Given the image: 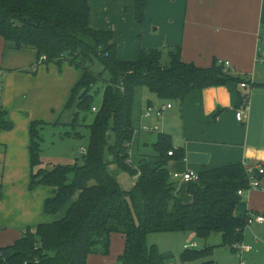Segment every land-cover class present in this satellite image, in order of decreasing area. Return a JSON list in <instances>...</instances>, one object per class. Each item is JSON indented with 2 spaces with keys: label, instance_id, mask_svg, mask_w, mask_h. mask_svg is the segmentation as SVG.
Listing matches in <instances>:
<instances>
[{
  "label": "trees",
  "instance_id": "16d2710c",
  "mask_svg": "<svg viewBox=\"0 0 264 264\" xmlns=\"http://www.w3.org/2000/svg\"><path fill=\"white\" fill-rule=\"evenodd\" d=\"M143 10L144 2L137 1L134 13L138 23ZM0 39L16 50L35 51L37 66L66 61L81 71L65 108L76 103L69 126H85L89 132L80 165H56L46 170L40 157L43 123L31 121L29 187L53 189V196L43 203V213L54 216L75 195L76 199L61 219L39 223L34 232L28 228L12 244L0 247V264H86L90 255L109 253L113 233L124 241L120 264H171V254H161L156 245H147L149 234L190 232L207 239L218 233L221 245L231 250L243 243L246 217L234 216L240 202L237 193L248 187L242 163L198 172V181L186 184L191 200L183 203L178 182L167 168L170 161L184 159L183 150L173 147L169 135H157L151 145L154 154L140 159L136 169L127 161V150L137 128L133 111L140 89L158 100L182 104L194 92L240 85L247 83L246 78L234 76L218 60L206 68L184 63L180 46L168 48L166 62L159 49L143 47L134 61L120 60L113 33L90 27L88 0H0ZM94 61L108 73L107 81L89 70ZM98 82L104 83L101 101L92 112L93 89ZM247 102L246 95L239 96L235 108ZM87 113L94 114L92 124H80L81 116L85 119ZM10 128L0 114V129ZM106 152L112 156L110 161L105 159ZM115 172L135 177L133 188L123 190ZM211 250H184L180 261L193 264L209 257Z\"/></svg>",
  "mask_w": 264,
  "mask_h": 264
},
{
  "label": "crops",
  "instance_id": "0c3cea01",
  "mask_svg": "<svg viewBox=\"0 0 264 264\" xmlns=\"http://www.w3.org/2000/svg\"><path fill=\"white\" fill-rule=\"evenodd\" d=\"M137 1L144 2L142 20L141 23H137L142 31L150 28L155 33L154 38H151L153 40H149L145 48L160 49L162 47L163 49L168 46V48L180 46V58L184 63L206 68L214 60L227 61L230 64L227 70L231 74L247 79L245 88L239 84H230L194 92L183 100L175 112L173 110L177 104H173V101H161L154 95L144 94L146 96L139 105V125H157L158 131L154 132L156 135L166 133L171 135L169 122L179 123L181 126L180 135L172 140L176 143L175 149L183 150L184 159L174 163V170L170 173H183L190 169L201 172L243 162L251 167H264V74L258 62L259 55L264 51V0H126L128 7L132 8L134 19V5ZM111 32L114 43V32ZM0 41L2 49L13 50L11 43H5L1 39ZM117 51L119 59L123 61H134L138 55V51H134L121 57L118 47ZM17 53L32 60L35 52L23 49ZM8 66L0 67V77L8 79L17 76L14 71L4 74L8 71L5 68H11ZM72 85L64 87L66 92L52 106L60 107V103H63L69 95ZM32 91L33 89L29 92ZM28 93L22 90L21 94L14 99V101L17 100L14 106L4 104L3 108L9 110L21 106L19 99ZM244 95L248 98V119L245 123H240L235 118L236 110H238L235 106L238 103V97ZM23 101L28 107L26 99ZM167 102L171 103V109L166 110L162 118H143L146 107L159 106ZM45 112L47 109L41 114L33 111L32 113L36 115L33 119L40 118L41 115L44 118L49 117L48 115L45 117ZM169 112H172L169 117L164 118ZM0 114L5 115L7 112H0ZM8 116L18 127L10 132L0 133V146H3L4 156L10 153L17 155L23 171L22 179H24L28 164L30 165L27 152L29 145L27 126L31 119L13 111L8 112ZM49 119H54V116L51 114ZM155 141L156 139L151 140L150 144L152 145ZM140 143L142 147H147L146 138H142ZM3 184L0 207L8 204L10 196H13L11 204L16 202L21 205L19 209L21 216L13 222H8L11 223V228H17V230L10 228V232L18 234L17 239L28 228L34 232L35 224L38 225L40 221L42 204L47 198L53 196V189L38 186L34 194L38 199L36 201L35 198L30 199L26 195H16L14 190L5 195V179ZM48 195L49 197H46ZM190 200L189 197V201L184 203H189ZM250 215L264 217V192L250 191L240 197L234 216L247 218ZM250 228L260 231L264 228V222L253 223ZM2 237L0 234V244L10 242L8 238L2 240ZM121 238L123 240L122 236ZM252 242L251 251L257 252L254 246L257 245V240L253 239Z\"/></svg>",
  "mask_w": 264,
  "mask_h": 264
},
{
  "label": "rangeland",
  "instance_id": "374dc122",
  "mask_svg": "<svg viewBox=\"0 0 264 264\" xmlns=\"http://www.w3.org/2000/svg\"><path fill=\"white\" fill-rule=\"evenodd\" d=\"M90 7V25L95 30L100 31H113L114 32V43L119 49V56L123 57L134 51H138L140 47H147L148 41L153 40V29L145 28L141 29L137 21L133 17L132 8L128 7L126 0H88ZM107 23V24H106ZM144 40V41H143ZM1 42V41H0ZM169 47V46H168ZM168 47L159 49L162 51V61H167V51ZM15 50V51H13ZM11 51H7V48L2 49V43L0 44V67L4 68L5 65H9L5 68L8 71L4 72L11 73L16 72L17 76H12L10 78L0 77V112H7L4 115V121L11 125L10 129H0L2 132H10L13 128L18 127L14 124L11 117L8 116V112L13 111L21 116L30 117L31 121H39L43 124L40 125V157L42 161V167L46 170H50L53 166H74L75 164L80 165L82 163L83 150L86 149L88 143L89 132L85 126L72 128L69 126L73 115L77 111L76 103L70 108H65V104L70 95L71 89L74 87L76 82L80 77L81 71L74 66L70 65L68 62L63 61L61 64L47 63L37 66L36 52L31 60L25 55L17 53L18 51L13 48ZM23 50V49H22ZM17 51V52H16ZM5 52V53H4ZM5 54V55H4ZM15 67V68H13ZM89 70L100 75L103 81L109 79L107 72L103 71V67L98 61H94L92 65L89 66ZM35 84V86H34ZM69 84H73L70 88L65 101L59 106H52L56 104L61 98V95L66 92L64 87ZM104 83L98 82L94 87V103L93 106L98 108L101 101V93ZM33 86V87H32ZM33 89L32 92H29ZM22 90L26 93L23 95L19 101L22 103L21 106L5 110L3 108L4 104L15 105L14 99L21 94ZM92 91V92H93ZM145 89H140L138 91L136 100L137 104L133 111V120L136 130L139 128V112H140V102L146 95ZM23 99H26V107ZM175 109L173 112L177 111L180 103L178 101H173ZM45 109V117L42 115L40 118L33 119L36 116L35 113H42ZM33 110V111H32ZM32 111V112H31ZM172 112L166 113L164 118L169 117ZM54 116V119H49L50 115ZM81 116L79 123L84 125L92 124L94 119L93 113H87L86 116ZM28 123L27 131L29 129L30 123ZM171 121V120H170ZM138 125V126H137ZM169 129L172 132L171 135L166 133L175 139L181 133V126L179 123L169 122ZM163 132V130H161ZM78 133L80 136L75 137L74 134ZM67 134H71L68 136ZM156 134H146L141 131L136 132L132 138L131 143L128 146V162L132 168L136 169L140 159L152 156L154 154L151 147V140L156 139ZM146 138L147 147H142L141 140ZM175 141L172 140L173 147L175 146ZM175 148V147H174ZM28 152V151H27ZM184 157V152H183ZM105 159L110 161L112 156L106 152ZM180 162L172 160L168 163L167 168L169 172L174 170V163ZM114 169V168H113ZM191 170V169H190ZM198 172L196 170H191ZM30 165L28 164V170L26 172L25 178L22 179L23 171L20 168L19 158L15 153H10L4 156L3 146H0V184L3 190L4 179L6 180L5 185V195H8L11 190H14L16 195H26L27 197L35 198V193L38 186L30 188ZM116 173V172H115ZM117 181L120 187L129 191L134 186L135 177L127 173H116ZM14 178V179H13ZM11 179V181L9 180ZM45 189L49 188L43 186ZM186 184L177 183V190L179 199L181 202L189 201V196L186 193ZM2 195V194H1ZM2 197V196H1ZM21 197V196H19ZM46 197H49L46 196ZM76 199V195L71 199V201L66 204L61 211L54 216H46L43 213V204L41 208L40 222H53L61 219L71 202ZM1 201V199H0ZM13 196L8 198V204L0 207V234H2V240L9 239L10 242H4L7 244H0V247L12 244L16 241L18 234L15 235L14 232H10L12 227L11 223L17 220L21 214L19 209L21 205L18 203H13ZM19 201V200H17ZM36 219L34 220V222ZM18 223V221H17ZM37 223V222H36ZM35 224V228L36 229ZM11 226V227H10ZM17 230V228H11ZM19 237V236H18ZM12 239V240H11ZM15 239V240H14ZM253 239L257 240V245H254L257 249L255 251L244 252L241 256L237 252V247L232 250L221 245V237L218 233H212L207 239H199L193 233H155L149 234L146 237V242L148 246L156 245L158 251L161 254H171L173 258L171 259V264H182L180 261V255L184 251V246H188L194 243L196 246L194 248H189L197 251H204L207 248H211V255L205 257L204 259H199L193 264H252L253 262L257 264H264V228L260 231H254V228L246 227L244 232V240L242 245L250 246L253 244ZM111 246L109 253L106 255H90L87 258L86 264H120L119 256L123 253V240L119 234L113 233L111 235Z\"/></svg>",
  "mask_w": 264,
  "mask_h": 264
},
{
  "label": "built area",
  "instance_id": "2783aa9c",
  "mask_svg": "<svg viewBox=\"0 0 264 264\" xmlns=\"http://www.w3.org/2000/svg\"><path fill=\"white\" fill-rule=\"evenodd\" d=\"M41 61H45V57H41L40 59ZM258 62L261 65V69L262 72L264 74V51L261 52V54L258 57ZM224 65V67L226 69H228L230 67L229 62L225 61V62H220ZM240 86L242 88L247 87V83H242L240 84ZM248 102L245 104L244 107H242L241 109L236 110L235 113V118L238 122L240 123H245L248 119ZM171 109V103L167 102L165 104H161L159 106H148L145 108L144 113H143V118L145 119H149V118H156V119H160L163 116V113L166 110ZM97 108L93 107L92 108V112H96ZM143 132V133H154L158 131V126L154 125H146V124H142L139 126V128L135 131L136 132ZM172 155V151L168 153V156ZM243 167L245 169V173L247 174L248 177V187L245 189H240L238 191V195L241 197L242 195H244L247 192L250 191H261L264 192V167L262 166H258V167H251L249 166L246 162H243ZM172 178L177 181L178 183H193L198 181L199 179V174L198 172H194L191 170H188L186 172L183 173H178V172H174L171 173ZM264 222V217L261 215H250L246 218V227H249L251 224L253 223H258L261 224ZM196 245L194 243L188 245V246H184V250H188L189 248H194ZM235 247H237V252L239 253V255L241 256L244 252H248L252 250L251 246H244L242 244L236 245ZM240 264H244V263H240Z\"/></svg>",
  "mask_w": 264,
  "mask_h": 264
}]
</instances>
